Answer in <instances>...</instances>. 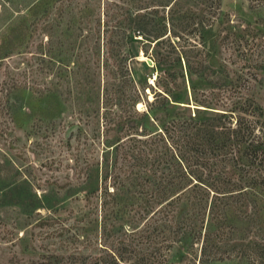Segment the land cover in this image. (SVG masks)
<instances>
[{
    "label": "rangeland",
    "instance_id": "rangeland-1",
    "mask_svg": "<svg viewBox=\"0 0 264 264\" xmlns=\"http://www.w3.org/2000/svg\"><path fill=\"white\" fill-rule=\"evenodd\" d=\"M235 105L264 145V0H0V264H264V175L190 152L178 185L210 191L147 186V133Z\"/></svg>",
    "mask_w": 264,
    "mask_h": 264
},
{
    "label": "trees",
    "instance_id": "trees-1",
    "mask_svg": "<svg viewBox=\"0 0 264 264\" xmlns=\"http://www.w3.org/2000/svg\"><path fill=\"white\" fill-rule=\"evenodd\" d=\"M160 37H162V35L155 37V40H157L156 43H159ZM166 70L167 69L164 70V80H167L169 74V72H165ZM137 101L138 95L131 98V108L135 113H138L135 110ZM195 109L197 113L204 110L200 107H196ZM217 109L219 110L214 111L210 117L202 120L196 117V113L184 115L177 114L168 122L161 124V126L155 130L154 134H146L148 135L147 138L155 137V161L157 163V166H155V181L147 186H149L159 204L165 202V204L169 205L173 202H181V200H183V192H188L186 197L191 196L194 188L191 186H195L198 183L204 186L200 177L194 176V178L192 175L190 176V172H187V174L194 182H182L183 184L178 185L179 181L176 179L181 178V173H183L184 169L186 170L185 153L188 154L193 152L196 153L197 156H205L204 158H206V160H211L212 165L217 164L223 167L232 166L235 171H238L237 167L239 166L247 168V170H244L246 174L242 167L238 174L237 172L236 174L233 172V176H230L231 178L233 177L232 179L240 180L242 177L245 178V176H247V178L251 176V179H254V176L258 174L259 176L264 175V145L258 141L260 135L254 134L255 125L248 118L251 115H255L254 112L241 107L237 108L236 105L232 108ZM142 113L145 119L147 112L145 111ZM262 133L263 132H261V134ZM135 137V135H129L127 139L131 138L135 140ZM136 140L141 141L143 144L148 142L146 138H137ZM176 147H179V150L181 149L183 152L180 153L178 151L177 153ZM223 149H229L231 156H227ZM168 155L176 162L174 164H168L160 169L158 162L164 157L167 158ZM135 157V161L142 157V153L138 151V149ZM108 164H110L108 159H105V169L101 173L103 181L101 186L103 196L102 205L105 204V200L107 199H109V201L110 199H120L117 188L106 183L109 176ZM254 165L257 167L254 168ZM177 166L180 168L178 169ZM254 172L255 175H252L251 173ZM144 175L148 176L144 178L146 180L152 178V174H148L146 171H144ZM136 178L138 180L143 179L137 173L135 174V180ZM186 187L191 188L183 191ZM204 187L207 189L210 188L206 185ZM191 200V198L184 199L183 207L176 209L175 213L178 220L182 217V212L187 211L186 206L188 204L192 205ZM142 201L144 200L142 199L141 202ZM178 204L181 206V203ZM196 225V223H193L191 227L194 228ZM198 229H200V227ZM90 260L89 258H82L81 260L73 259L68 264H97L95 260Z\"/></svg>",
    "mask_w": 264,
    "mask_h": 264
},
{
    "label": "built area",
    "instance_id": "built-area-1",
    "mask_svg": "<svg viewBox=\"0 0 264 264\" xmlns=\"http://www.w3.org/2000/svg\"><path fill=\"white\" fill-rule=\"evenodd\" d=\"M154 78H155L154 75L152 76V78H149V79H148L149 83L153 84Z\"/></svg>",
    "mask_w": 264,
    "mask_h": 264
}]
</instances>
